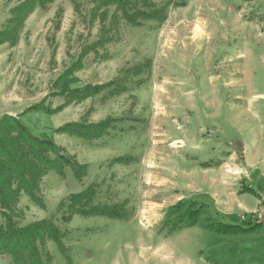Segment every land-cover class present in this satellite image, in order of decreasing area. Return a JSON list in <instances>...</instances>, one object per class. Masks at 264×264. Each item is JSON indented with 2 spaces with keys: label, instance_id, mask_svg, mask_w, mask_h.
<instances>
[{
  "label": "rangeland",
  "instance_id": "374dc122",
  "mask_svg": "<svg viewBox=\"0 0 264 264\" xmlns=\"http://www.w3.org/2000/svg\"><path fill=\"white\" fill-rule=\"evenodd\" d=\"M21 1L0 0V31ZM106 1L36 6L15 41L0 44V118L20 115L33 134L52 138L61 153L86 164L80 180L66 165L60 173L48 171L37 191L42 204L22 194L15 220L49 219L58 227L65 253L47 240L51 264H264V224L216 234L203 224L240 222H225L206 206L193 227L173 229L165 216L178 201L193 200L187 190L191 168L247 134L237 121L247 113L242 109L254 108L253 128L264 133V45L234 37L247 31L241 23L263 21L264 3L131 0L128 8L137 11L132 24ZM146 1L165 7L164 21L138 14L149 10ZM236 64L244 71L223 87L215 73ZM110 82L83 100L68 94ZM37 104L47 112L30 109ZM105 119L110 127L94 140L56 130ZM88 186L95 192L92 204L121 207L125 217H69L59 203ZM0 264L11 260L0 255Z\"/></svg>",
  "mask_w": 264,
  "mask_h": 264
},
{
  "label": "trees",
  "instance_id": "16d2710c",
  "mask_svg": "<svg viewBox=\"0 0 264 264\" xmlns=\"http://www.w3.org/2000/svg\"><path fill=\"white\" fill-rule=\"evenodd\" d=\"M53 0H22L13 8L12 17L5 29L0 31V44L11 40L13 43L18 35L24 18L36 7H44ZM131 0H112L120 7L123 17L130 23L136 24V12L131 11ZM146 4L149 5V3ZM129 10V11H128ZM146 19L156 18L162 22L166 18L165 7L149 5V10L138 11ZM105 85H84L71 89L68 93L71 100H83L104 91ZM123 90V89H122ZM35 110H47L39 104L30 107ZM20 116V115H19ZM19 116L3 115L0 118V255L8 257L11 264H51L52 257L46 250L45 242L51 240L61 253H65L61 232L49 219H40L26 225H20L15 220L19 197L26 194L37 205L41 201L37 196L42 177L50 170L61 172L62 166H69L73 175L80 180L85 174L86 164L78 163L74 158L61 153L60 147L52 138L44 134H33L21 121ZM110 127V120L98 123H68L58 129V132L94 140L102 137ZM52 155V157L50 156ZM129 158L120 157L116 160L125 162ZM94 188L85 189L71 194L67 203L61 201L59 207H65L69 217L104 216L109 218H124V212L118 206H101L92 204ZM205 204L195 199L178 201L166 212L167 221L173 229L193 227L202 215ZM67 218V217H66ZM263 223H252L250 220L239 224L206 223L203 228L216 234L245 233L254 231ZM67 257V256H66ZM217 264V263H216Z\"/></svg>",
  "mask_w": 264,
  "mask_h": 264
},
{
  "label": "crops",
  "instance_id": "0c3cea01",
  "mask_svg": "<svg viewBox=\"0 0 264 264\" xmlns=\"http://www.w3.org/2000/svg\"><path fill=\"white\" fill-rule=\"evenodd\" d=\"M252 1L248 0V2ZM260 1L264 3V0ZM250 8L249 10L255 9ZM259 11L262 10H258L257 14ZM262 18L263 21L241 23L240 29L247 31L237 32L234 37L243 38L245 41L250 38V41L256 45H264V17ZM253 30L254 32H251ZM223 37L218 41L223 40ZM245 53L248 55H245L243 62L248 68L251 67L248 48ZM235 57L241 58L237 54ZM225 70L228 72L223 74L214 72L217 75L215 79L221 80L223 87H230L235 82L236 75L243 72L244 68L236 64ZM207 79L208 82L214 81ZM242 110L247 113H240L237 121L247 134L242 136L234 147L226 146L219 154L208 155V160L204 161L207 164L201 161L196 163L187 175L188 195L205 204L213 215L225 222L246 221L259 203L264 202V133H258L253 128L249 111H254V108L246 107Z\"/></svg>",
  "mask_w": 264,
  "mask_h": 264
},
{
  "label": "built area",
  "instance_id": "2783aa9c",
  "mask_svg": "<svg viewBox=\"0 0 264 264\" xmlns=\"http://www.w3.org/2000/svg\"><path fill=\"white\" fill-rule=\"evenodd\" d=\"M246 220H250L252 223L260 222L264 224V202L261 201L259 206L248 215Z\"/></svg>",
  "mask_w": 264,
  "mask_h": 264
}]
</instances>
